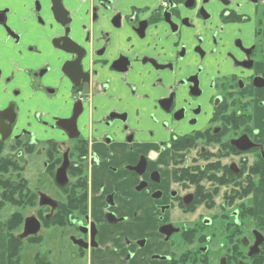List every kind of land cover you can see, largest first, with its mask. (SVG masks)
<instances>
[{
    "label": "flooded vegetation",
    "instance_id": "flooded-vegetation-1",
    "mask_svg": "<svg viewBox=\"0 0 264 264\" xmlns=\"http://www.w3.org/2000/svg\"><path fill=\"white\" fill-rule=\"evenodd\" d=\"M0 264H264V0H0Z\"/></svg>",
    "mask_w": 264,
    "mask_h": 264
},
{
    "label": "rangeland",
    "instance_id": "rangeland-1",
    "mask_svg": "<svg viewBox=\"0 0 264 264\" xmlns=\"http://www.w3.org/2000/svg\"><path fill=\"white\" fill-rule=\"evenodd\" d=\"M60 233V231H58ZM61 239H59L58 236H56L55 239L50 240L49 244L47 241H45L43 244L44 245H49L50 247H52V249H54V254L53 257L56 259H59L60 261H64L65 255L62 254V250L63 247H59V244ZM68 248V246H66ZM65 253H67V251L64 250ZM68 254V253H67ZM61 255V258H60ZM27 262H31V260L29 258H27Z\"/></svg>",
    "mask_w": 264,
    "mask_h": 264
},
{
    "label": "water",
    "instance_id": "water-1",
    "mask_svg": "<svg viewBox=\"0 0 264 264\" xmlns=\"http://www.w3.org/2000/svg\"><path fill=\"white\" fill-rule=\"evenodd\" d=\"M58 175L61 179H63L64 183L66 182V168L61 169L58 172Z\"/></svg>",
    "mask_w": 264,
    "mask_h": 264
}]
</instances>
